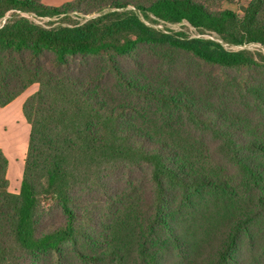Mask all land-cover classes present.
Masks as SVG:
<instances>
[{
  "label": "trees",
  "instance_id": "trees-1",
  "mask_svg": "<svg viewBox=\"0 0 264 264\" xmlns=\"http://www.w3.org/2000/svg\"><path fill=\"white\" fill-rule=\"evenodd\" d=\"M91 3L81 23L0 27V106L38 85L17 193L0 150V264H264V81L231 100L203 70L256 63L144 21L264 46V0H0V18Z\"/></svg>",
  "mask_w": 264,
  "mask_h": 264
},
{
  "label": "rangeland",
  "instance_id": "rangeland-1",
  "mask_svg": "<svg viewBox=\"0 0 264 264\" xmlns=\"http://www.w3.org/2000/svg\"><path fill=\"white\" fill-rule=\"evenodd\" d=\"M203 3L207 8L211 10H223L228 9L235 12L238 16H242L246 6L250 2V0H198ZM97 6L94 4H90L88 6H81L77 8L76 11L69 13L66 16H47L42 15L43 20L42 23L35 22L29 15V12L21 11V10H10L7 11L3 17L0 18V25L8 22L13 15H17L19 17L26 18L32 21L35 24L52 27L57 25H69L81 23L89 19L90 17L96 15L95 9ZM94 9V10H93ZM264 17V11H263ZM49 18V19H47ZM148 25L160 29L165 32H181L184 36L192 37L198 34L207 33V31H200L196 28H191V26L187 22H179V23H164V22H152L151 20H144ZM1 27V26H0ZM216 34V33H215ZM217 38L222 42L231 46L229 50L231 51H239L246 50L250 53V56L253 57L255 61V66L250 67H241L239 69H221L218 67H209L204 68V73L210 76L212 82H214L215 87L229 97L231 100H239L242 87H249L254 84V82H263L264 81V46L260 44H232L230 41L224 36L218 35ZM38 88L37 84L31 85L27 89L28 96L36 91ZM174 259L172 257H167L165 264H173Z\"/></svg>",
  "mask_w": 264,
  "mask_h": 264
},
{
  "label": "crops",
  "instance_id": "crops-1",
  "mask_svg": "<svg viewBox=\"0 0 264 264\" xmlns=\"http://www.w3.org/2000/svg\"><path fill=\"white\" fill-rule=\"evenodd\" d=\"M39 1L46 6H59L71 0ZM26 91L7 105L0 106V150L8 161L6 177L8 189L13 193H17L20 188L30 132V125L22 112L28 96Z\"/></svg>",
  "mask_w": 264,
  "mask_h": 264
},
{
  "label": "built area",
  "instance_id": "built-area-1",
  "mask_svg": "<svg viewBox=\"0 0 264 264\" xmlns=\"http://www.w3.org/2000/svg\"><path fill=\"white\" fill-rule=\"evenodd\" d=\"M28 15L37 23H42L41 21L43 20L44 17L42 16H38L36 15L35 13L33 12H29ZM49 19V18H47ZM2 26V25H0ZM191 28H194L191 26ZM192 37H195V38H204V39H209V40H212V41H215V42H218L219 44H221L225 49L229 50V48H231L230 45L222 42L220 39L217 38V34H215L214 32H211V31H207V33H204V34H198V35H194Z\"/></svg>",
  "mask_w": 264,
  "mask_h": 264
}]
</instances>
